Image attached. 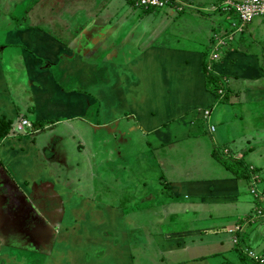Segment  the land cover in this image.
<instances>
[{
  "label": "crops",
  "instance_id": "obj_1",
  "mask_svg": "<svg viewBox=\"0 0 264 264\" xmlns=\"http://www.w3.org/2000/svg\"><path fill=\"white\" fill-rule=\"evenodd\" d=\"M170 1L143 12L123 0H0V91L12 89L23 96L17 118L32 127L43 119L49 120L45 127L85 124L91 129L93 153L96 134L104 132L115 141L120 124V142L130 133L143 137L158 170L157 188L168 191L163 198L157 189L146 190L136 203H126L120 195L104 193L106 180L100 179L108 175H98L88 190L55 189L50 170L40 168L34 175L33 167L6 148V173L23 185L35 176L40 188L58 190L60 212L46 245L33 237L44 251L32 258L23 245L3 243L0 220V263L4 254L14 264H134L133 257L144 258V253L133 243L138 234L151 232L161 256L158 264H264V19L253 18L236 32L235 15L219 9L224 0ZM103 4L107 14H100ZM217 40L225 45L217 49ZM74 55L84 65L97 66L99 71H92L96 77L104 70L106 83L89 78L78 94L63 90L50 68L58 71L59 59ZM23 75L35 84L34 95L26 96ZM209 75L220 80L223 94L218 98V90L215 94L205 83ZM93 103L97 111L88 114ZM43 107L44 113L36 115ZM203 109H211L206 120ZM250 127L256 135L248 133ZM222 149L232 155L221 154ZM181 151L187 157H178ZM214 152L240 160L248 177L234 178L213 159ZM245 153L251 156L247 161ZM52 155L57 157L54 150ZM105 163L106 158L100 164ZM113 180L117 182L115 176ZM180 214H188L191 222L182 231L164 227L169 217ZM15 221L23 223L20 217ZM235 226L238 230L228 234ZM246 251L263 262L251 261Z\"/></svg>",
  "mask_w": 264,
  "mask_h": 264
},
{
  "label": "rangeland",
  "instance_id": "obj_2",
  "mask_svg": "<svg viewBox=\"0 0 264 264\" xmlns=\"http://www.w3.org/2000/svg\"><path fill=\"white\" fill-rule=\"evenodd\" d=\"M106 8L104 4L101 5L100 14L101 13L103 14L105 12H106L105 14H107ZM216 14L218 13L215 14L210 13V16H214ZM222 15L225 16V14ZM227 22H228V30H229L230 20H227ZM247 25H245L244 27H246ZM228 30L227 33L229 35L233 33L231 27H230V32H228ZM243 30L245 29L242 28V31ZM236 36H238V34H236L234 37L236 38ZM65 57L66 56L61 57L59 59L61 61L59 62V64H61L60 65L61 69H58L57 71V69L55 70L54 66L53 68H50L52 69L53 76H55L56 78V83L63 90L67 92L69 91L75 92L78 94L80 93V90L84 91L87 88V84H85L86 86L83 87V83L84 81L89 80V78H92V81L97 80L99 78L98 80H103L104 81L103 83H106L107 77L105 76L104 70H100V73H98L99 76L96 77L95 72L92 71H99V69H97L98 68L97 66L84 65L82 63L81 58L77 55H74L70 59ZM9 65L10 64L8 62V64L5 65L4 69H8ZM43 66L45 67V65ZM14 72L15 71L12 69L10 75L8 74L10 80H12V78L15 77ZM27 77H28L27 75L25 76L23 75L22 77V80H25L22 81L24 82V92L26 96L29 95V92L32 95H34L35 84L31 83L29 80H26ZM13 91L14 90L12 89L7 91L4 90L0 91V99H1L0 117L3 119L11 118V122H12L11 130L16 135H18V137L17 136L7 137L5 140L1 141L4 142V145L2 146L0 145L1 146L0 170L3 173L5 170H7V172L10 171L9 166L7 164V159L9 155L6 156L7 155L6 148L8 149L12 148V151L16 152V154L18 155L19 161L21 162L24 161L28 164V166L34 168V175L36 170L40 171V168L42 170L45 169L50 170L51 179L54 182L53 184L56 186L55 189L60 188L63 185L65 186V188H67L72 192L74 191L80 192L81 190V189L79 190L80 186L85 188V190H88V188L92 184V182L90 184V181H94L95 179H97L98 175L99 176L108 175V177H105V179H100V181L106 180V184H104L105 185L104 193L107 194V192H109L111 195H120L125 198L126 203H130V204H132L131 202L136 203L135 199L137 195L140 197L143 194V192L146 190L157 189V192L159 194L161 192L160 195L162 197L165 194L166 195L168 194V191L166 189L164 190L162 188H157L158 184L156 182V179L158 176V172H157L158 170L153 166L154 160L152 158V154L145 145L144 139L141 135L137 133H130V135L126 137L124 143L120 142V136H118V132L120 130V124H119V126H117L116 128L117 136L115 141L107 139L108 136L105 135L104 132H98L96 134L97 136L96 138L93 139V143L97 147V149H95L93 153L92 152L93 144L91 142L92 136H90L91 129L88 128L85 124H81L79 122L72 121L66 127L65 126L62 127L60 124L45 127L47 124H49V120L43 119L38 121L35 127L31 126L32 127L31 129H24L23 131L16 132L15 122L18 119L17 117L20 116L19 112H22L21 109L24 108L23 106L25 104L23 103L24 101L23 96H21V94H18V91L16 92ZM88 93L89 92L85 93L87 98L89 97ZM95 103L97 104V102ZM95 103L91 104L90 106L91 108L88 110V114L97 111V108L95 107L96 106ZM43 113H44V107L41 110L37 111L36 115H42ZM214 113H216V110ZM217 126L218 125H216V127ZM198 127L200 130L204 128L202 127L201 123L196 125L197 129ZM256 127H260V126H256ZM218 128L221 127L218 126ZM256 132H257L256 130L251 129L250 127V132L248 133H250V135L253 136L256 135ZM216 135L217 133L214 136ZM96 140H98L97 143L95 142ZM101 142H104V144L102 145L99 144ZM52 150H54V152L57 153V157L52 155ZM220 152L221 154L228 156L231 154V152H229L227 149H222ZM259 152H260L259 150H255L253 154L255 153L259 155L261 154ZM187 155L188 152L186 151H181L178 153V157L181 158H185L187 157ZM92 157H94V159L96 160L93 159L94 161H91ZM235 157L238 158L237 155H235ZM250 157L251 156L249 153L244 154V160L247 161L249 160ZM104 158L107 159V163H105L106 165L100 164L101 160ZM261 159L262 158H259L258 161ZM96 164H98L99 167ZM18 167L19 169H24V171L27 170L26 167L23 168L21 164H18ZM108 169L112 173L110 172L108 174ZM114 176L115 179H117V182L113 180ZM1 180L2 179L0 178V197H3L4 201L7 200L5 205H10L12 207H15L16 204L22 203L24 201L23 199L16 200L15 199L16 196L25 197L26 200H28V202L32 203L34 206L36 205V207H39L38 204L40 205L45 203V207L41 211H39L37 208H33L35 212L38 214H40V212L48 213L50 206L55 205V208L51 209L52 211L47 214V215L50 214V216L47 218V221H43L44 223H46V225L44 226V230L46 231L54 230L53 228L58 227L60 208L59 209L57 208V211H55L56 207L59 204V199H60L58 198L59 197L58 193H60L58 190L56 192L54 191V193L51 190H49L46 194L42 192L43 191L42 188H38L35 186L34 188L30 187L31 184H36L35 176H32L31 179L29 177L25 185L20 184L19 181L15 179V177H10L8 180L6 179L7 184L3 186ZM87 182L89 184H86ZM142 184L145 185L144 188L142 187ZM15 187L18 190L15 189ZM29 187L32 190L30 191L26 190ZM131 194L133 196L130 197ZM50 196L53 202L52 200H50ZM128 197H130L129 200H127ZM188 217H189L188 214L187 215L180 214L177 218L175 217V215H173V218L169 217V223L166 224L164 227L169 229V231L179 233L180 231H182V227L184 225H189L191 223L188 222L187 220ZM3 223L8 225L9 221H3ZM16 225L21 226L20 223H16ZM153 229L155 230L156 228H154L153 226ZM152 234L153 233L151 232H144L143 235L138 234L137 241L133 243V245H137V250H140V248L142 249L144 253V258L140 255L134 256L133 257V260L135 261L134 264H136V259L138 260L139 264L160 263L159 259L161 258V256L158 250L156 249L157 247L155 245V239L151 238ZM11 235H15L16 239L12 238L11 236L6 237V239L3 241L4 244L10 243L11 240L15 241L20 239L19 233H15ZM34 235L37 237V234ZM37 239H41V238L38 237ZM0 240H1V235H0ZM20 240L23 241L24 243H27L26 238ZM13 243L20 244L19 246H22V243L20 242H13ZM28 244L33 247L41 246L39 240L33 242V236L29 238ZM138 245H140V248L138 247ZM15 252L22 254L21 251H15ZM25 255L31 258L35 256L34 253L33 254L25 253ZM6 256L8 255L1 254V258L3 257L2 259L3 261L0 264H14L11 262V259H9L10 257L8 256L7 258ZM24 261H26V259H24Z\"/></svg>",
  "mask_w": 264,
  "mask_h": 264
},
{
  "label": "trees",
  "instance_id": "obj_3",
  "mask_svg": "<svg viewBox=\"0 0 264 264\" xmlns=\"http://www.w3.org/2000/svg\"><path fill=\"white\" fill-rule=\"evenodd\" d=\"M128 5L131 7L130 4H128ZM131 8H134V7H131ZM134 9H137V8H134ZM138 10H141L143 12H147V11L152 10V9L148 8V9H144V10H142V9H138ZM218 47L221 48L222 46H217L216 48L218 49ZM205 83L208 84L210 89L212 91H214L215 94H216V90H221V88H219V84H221V83H220L219 78H217V77L209 75V76L206 77ZM217 95L218 94H216V96ZM217 98H218V96H217ZM11 123H12L11 120H4V119L0 120V140L5 138V137H7L9 134L10 135L14 134L12 132V130H11ZM212 157L218 164L222 165V167L228 173L232 174V176L234 178H242V177H245V176L248 177L247 176V172L245 171V167L241 164L240 160L239 161L238 160H231V159H228V158L221 157L218 152L212 153ZM5 171H4V173L2 171L0 172V178L2 179L1 180L2 181V186L7 184L6 181L10 177H13L10 173H6ZM34 186L40 188L37 184H34ZM9 189H11V188H9ZM15 189H17V188L15 187ZM49 190H51V189H49ZM13 192H14V190H13ZM43 193L47 194V192H43ZM19 199H23L24 200L22 202V204L21 205H19V204L17 205L16 204L15 207H12L10 205H5L7 200L4 201L3 197L0 198V220L1 221H9L10 223L14 224V223L17 222L15 220H17L20 217L23 220V223L21 224V226H22L23 224H25V220L28 219L30 216H33L31 218H34V219H42V218L43 219H47V217H48L47 214L52 211L51 209L55 208V205L54 206L51 205L50 208H49L48 213L40 212V214H38V213L35 212V210L33 208H37L39 211H41L45 207V203L44 204H40V205L38 204L39 207H36V205L34 206L32 203L28 202V200H26L25 197H19ZM16 200H18V199H16ZM45 201H46V199H45ZM45 215H47V216H45ZM9 225L10 224L7 225V224L3 223L4 231L2 229L1 232L2 231L3 232L7 231L10 228ZM3 236H4V234H3ZM22 245H23V250H25L27 253L29 252L30 254H33L34 252L36 254H38L40 249H41V248H39V246L35 248L33 246H30L28 243H23Z\"/></svg>",
  "mask_w": 264,
  "mask_h": 264
},
{
  "label": "built area",
  "instance_id": "obj_4",
  "mask_svg": "<svg viewBox=\"0 0 264 264\" xmlns=\"http://www.w3.org/2000/svg\"><path fill=\"white\" fill-rule=\"evenodd\" d=\"M125 3H128L131 5V7L137 8V9H162L166 7L169 4H172L170 0H123ZM175 10H180V7L175 6ZM219 9L223 13H232L235 15V17L238 20V24L232 25L235 28L236 32H240L243 25L249 23L253 18L260 17L264 19V0H241L240 2H232L231 0H224L220 6ZM216 45L224 46L225 43L221 40L216 41ZM217 47V46H216ZM214 51H216V48L214 47ZM212 58H215V55H212ZM218 95H222V90L217 91ZM211 109H203L201 111L202 118L207 119L209 116ZM31 125L30 123L23 118H20L15 123V130L23 131L24 129H30ZM214 127H209V132H213ZM252 181L255 183L257 178L253 175L251 176ZM254 189H251V193L253 194ZM255 193V192H254ZM238 230V227H232L227 232L229 234L235 232ZM236 237L233 236L231 238L232 244L236 243ZM245 255L248 259H250L253 262L262 263L263 261L259 259L257 256H255L254 253L251 251H246Z\"/></svg>",
  "mask_w": 264,
  "mask_h": 264
},
{
  "label": "flooded vegetation",
  "instance_id": "obj_5",
  "mask_svg": "<svg viewBox=\"0 0 264 264\" xmlns=\"http://www.w3.org/2000/svg\"><path fill=\"white\" fill-rule=\"evenodd\" d=\"M40 185V184H39ZM50 186H52V184L50 183L49 184ZM32 188H34V184H31ZM27 188L26 190H29L30 189ZM43 189V192H48L44 187L42 188ZM32 190V189H30ZM29 190V191H30ZM51 191L54 193L55 189L52 188ZM15 199H19V196H16ZM50 200H52L51 196H50ZM53 202V200H52ZM22 203H19V205H21ZM18 205V204H17ZM57 208L59 209V204L58 206L56 207V210L57 211ZM21 210V209H20ZM22 211V210H21ZM20 211V212H21ZM50 216V214L48 215V217ZM47 217V218H48ZM43 221H47V219H33L31 217H29L28 219L25 220V224H23L22 226H13L11 225L10 223V228L4 232V240L6 239V237H9L11 236L12 238H15V235H11V234H15V233H19V236H20V239H27V243H29V238H31V236H35L34 234H37V237H40L41 239L40 242L43 243L44 245H46L48 243V240L50 239L51 235L53 234L52 230H44V226L46 225V223H44ZM8 226V227H9ZM12 240V242H20V243H24L23 241L21 240ZM37 239V238H36ZM34 240V238H33ZM23 250V249H22ZM19 251V250H18ZM41 251V255H42V252L44 251L43 249H40ZM34 255H36V253L34 252Z\"/></svg>",
  "mask_w": 264,
  "mask_h": 264
},
{
  "label": "clouds",
  "instance_id": "obj_6",
  "mask_svg": "<svg viewBox=\"0 0 264 264\" xmlns=\"http://www.w3.org/2000/svg\"><path fill=\"white\" fill-rule=\"evenodd\" d=\"M18 119H19V118H18ZM18 119H17V120H18ZM17 120H16V121H17ZM15 123H16V122H15ZM30 125H31V124H30ZM31 128H32V127H31ZM31 128H30V129H31ZM12 132H13V131H12ZM13 133H14V132H13ZM13 135H14V134H13ZM228 234H229V233H228Z\"/></svg>",
  "mask_w": 264,
  "mask_h": 264
}]
</instances>
